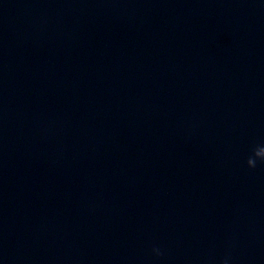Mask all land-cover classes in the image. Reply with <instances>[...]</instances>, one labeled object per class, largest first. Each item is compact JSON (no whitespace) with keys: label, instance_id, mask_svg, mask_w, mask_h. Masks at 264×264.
I'll use <instances>...</instances> for the list:
<instances>
[{"label":"water","instance_id":"1","mask_svg":"<svg viewBox=\"0 0 264 264\" xmlns=\"http://www.w3.org/2000/svg\"><path fill=\"white\" fill-rule=\"evenodd\" d=\"M257 146L264 0H0V264H264Z\"/></svg>","mask_w":264,"mask_h":264},{"label":"clouds","instance_id":"2","mask_svg":"<svg viewBox=\"0 0 264 264\" xmlns=\"http://www.w3.org/2000/svg\"><path fill=\"white\" fill-rule=\"evenodd\" d=\"M258 163L264 164V146L255 147L252 150V154L246 160V164L250 169H255ZM152 251L158 257L163 255V252L159 248L154 247ZM222 264H228V259L225 258Z\"/></svg>","mask_w":264,"mask_h":264}]
</instances>
